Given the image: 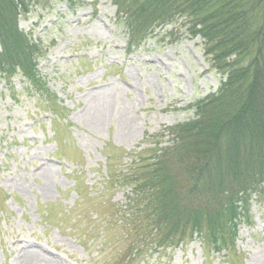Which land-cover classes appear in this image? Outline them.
<instances>
[{
  "label": "rangeland",
  "instance_id": "374dc122",
  "mask_svg": "<svg viewBox=\"0 0 264 264\" xmlns=\"http://www.w3.org/2000/svg\"><path fill=\"white\" fill-rule=\"evenodd\" d=\"M76 2L28 0L19 21L46 92L0 77V264H264V197L216 250L165 241L134 193L223 81L200 37L178 21L127 51L113 0Z\"/></svg>",
  "mask_w": 264,
  "mask_h": 264
},
{
  "label": "trees",
  "instance_id": "16d2710c",
  "mask_svg": "<svg viewBox=\"0 0 264 264\" xmlns=\"http://www.w3.org/2000/svg\"><path fill=\"white\" fill-rule=\"evenodd\" d=\"M56 1L77 7L76 0ZM27 2L0 0V77L19 74L31 89L46 92L38 78L39 45L19 29ZM113 5L128 51L181 21L200 37L223 79L214 93L189 107L191 120L171 128L173 145L142 168L134 183L140 212L148 211L167 242L195 234L216 250L233 247L250 197H264V0H113Z\"/></svg>",
  "mask_w": 264,
  "mask_h": 264
}]
</instances>
